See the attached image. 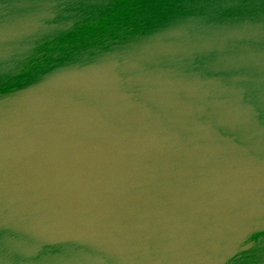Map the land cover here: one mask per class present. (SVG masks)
<instances>
[{
	"label": "water",
	"instance_id": "95a60500",
	"mask_svg": "<svg viewBox=\"0 0 264 264\" xmlns=\"http://www.w3.org/2000/svg\"><path fill=\"white\" fill-rule=\"evenodd\" d=\"M0 264H264V0H0Z\"/></svg>",
	"mask_w": 264,
	"mask_h": 264
}]
</instances>
